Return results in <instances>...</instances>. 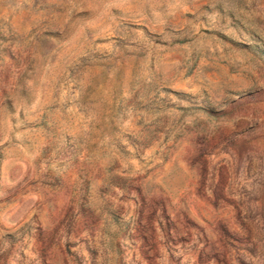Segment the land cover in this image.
I'll return each instance as SVG.
<instances>
[{
	"label": "rangeland",
	"instance_id": "1",
	"mask_svg": "<svg viewBox=\"0 0 264 264\" xmlns=\"http://www.w3.org/2000/svg\"><path fill=\"white\" fill-rule=\"evenodd\" d=\"M0 264H264V0H0Z\"/></svg>",
	"mask_w": 264,
	"mask_h": 264
}]
</instances>
